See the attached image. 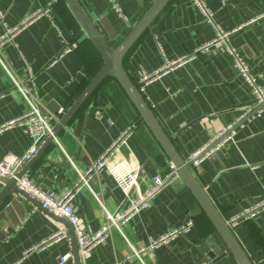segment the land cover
<instances>
[{"label":"crops","instance_id":"crops-1","mask_svg":"<svg viewBox=\"0 0 264 264\" xmlns=\"http://www.w3.org/2000/svg\"><path fill=\"white\" fill-rule=\"evenodd\" d=\"M79 1L108 43L116 47L155 0H118L129 23L107 0ZM204 2L212 13L211 21L191 0H170L123 61L124 70L137 86L141 73L153 74L165 61L184 59L160 71L143 96L185 161L256 104L225 48L197 52L199 49L212 43L219 32L228 34L226 47L243 57L250 74L264 89V19L260 18L264 0ZM0 14V39L7 30H15L0 46L2 159L23 157L33 144L32 137L15 124L30 106L13 79L29 88L31 75L32 99L45 114L57 115L64 110L61 119L103 60L62 0H0ZM67 48L71 50L66 52ZM52 105L59 107L56 113L51 111ZM86 113L78 138L77 123ZM128 128L127 145L109 163L126 160L139 165L144 191L154 176L166 175L173 163L113 78L106 79L92 94L26 174L42 190L60 196ZM192 171L226 223L263 203L264 111L235 126L221 148ZM74 205L85 229L94 234L108 225L109 216L123 211L127 202L114 178L104 170L92 177ZM188 221H193V226L187 232L160 241L180 231ZM231 229L252 264H264V209ZM59 230H66L68 237L41 245ZM213 236L217 237L211 221L179 176L129 217L120 230L111 228L104 242L88 256H80L81 264H207L201 248ZM155 242L158 245L153 247ZM68 254L71 258L65 264H75L65 225L31 200L12 193L0 207V264H59ZM209 264L238 262L228 252Z\"/></svg>","mask_w":264,"mask_h":264},{"label":"built area","instance_id":"built-area-1","mask_svg":"<svg viewBox=\"0 0 264 264\" xmlns=\"http://www.w3.org/2000/svg\"><path fill=\"white\" fill-rule=\"evenodd\" d=\"M107 1L110 8L125 22L129 23L128 18L122 12L119 1ZM191 1L208 21L212 20V13L206 6L204 0ZM44 13H48V9L44 11ZM260 18L264 19V15ZM14 31L15 30L6 31V33L0 39V46H2L9 38H12ZM227 37L228 34L219 32L212 43L204 48L199 49L197 52H204V50H208L213 47L225 48L229 54L233 56L235 66L239 71V74L251 88L256 104L253 108H247L243 115H241V117H239L233 125L223 128L214 137V139L210 141V143L194 151L187 159V163L190 165L191 169L198 167L204 159L218 151L223 145L224 139L229 136L230 131H232L235 126L238 127L242 125L245 121L254 116H260V114L264 111V89H262V87L256 83V79L250 74L249 67L244 61L243 57L236 51L226 47L225 40ZM70 50V48H67L66 52H69ZM183 60L184 59H179L175 62L165 61V64L160 71H166L176 63H181ZM29 70L30 68L27 66V71L29 72ZM160 71H157L153 74L141 73L140 77L137 79V89L142 95L145 92L146 86L155 76L159 74ZM13 80L16 89L23 95V97H25L30 106L29 111L23 115V117L16 120L15 124L23 128L25 132L32 137L33 144L23 157L7 156L2 159L0 158V177L15 178L18 182L19 188L25 194L40 203V205H42L52 215L66 219L75 230L79 254L81 257L88 256L97 245L104 242L107 239L111 228L114 227L120 230V227L129 217L146 207L150 198L157 194L166 184L179 177L176 167L172 164L170 165L169 172L166 175L154 176L152 178L151 184L144 191H142L140 188L141 168L139 165L126 160L111 165L109 163V159L119 153L120 150L127 145L126 141L131 132L130 128H128L119 137V139H117L104 152V154L87 169L84 174L80 175L78 181L73 186L66 189V191H64L60 196H54L51 192L42 190L33 182L32 177L28 174H25L21 178L17 179L16 174L20 171L22 166L36 153L38 147L45 140V138L51 134L54 123L59 121L64 110L61 109L58 111L57 115H49L42 112L41 107L38 105L35 99H32V97L35 95V91L32 87L34 80L31 75L28 80V84L31 85L29 88L23 87L20 83L16 82L15 79ZM104 170H106L114 178L117 186L124 193L127 207L123 211H117L115 214L109 216L108 225L104 226L99 232L91 234L83 226L81 216L79 215L78 209L74 205V201L83 188L89 186V181L92 179V177L96 173L102 172ZM261 209H264V202L255 205L252 209L239 216L233 217L228 222V224L232 228L239 224L242 220H247L254 217ZM192 226L193 221H188L180 231H174L163 237L160 241L171 240L175 235L187 232ZM67 237L68 234L66 230H59L51 235L48 239L43 241L41 245L57 242ZM156 245H158V243L155 242L153 247ZM70 258L71 254L61 257L59 264H65L70 260Z\"/></svg>","mask_w":264,"mask_h":264},{"label":"water","instance_id":"water-1","mask_svg":"<svg viewBox=\"0 0 264 264\" xmlns=\"http://www.w3.org/2000/svg\"><path fill=\"white\" fill-rule=\"evenodd\" d=\"M62 1L66 4L73 17L79 23L87 39L101 56L103 64L95 76L89 81L83 92L78 96L74 103L64 113L60 121L52 129L51 134L48 135L41 143L36 153L22 166L20 171L16 174V178L19 179L28 172L35 160L48 148L54 139L57 138L59 133L69 125L76 113L83 108L86 101L92 96V94L106 79L113 78L117 81V83H119L135 109L138 111L141 120H143L149 127L166 155L176 167L179 176L186 183L202 210L211 221L217 237H210L201 248L203 253L206 255L207 264L226 256L228 252L236 259L238 264H252L250 258L233 234L231 227L222 218L219 211L206 194L204 188L195 177L190 165L178 154L171 139L162 129L144 96L137 89V86L133 82V78L126 73L123 67V61L127 53L149 29L153 21L163 11L170 0H155L147 12L131 28L125 38L116 47H112L108 43L79 0ZM50 109L53 113H56L59 110V107L52 105ZM87 115L88 113H86L83 121H79L77 123L75 136L78 138L81 136V132H83ZM0 186L3 187L0 191V207L8 200L10 195L14 193L31 200L38 206L39 209L43 210L45 213L58 221H61V223L68 229L70 235L74 262L75 264H81L75 230L66 219L52 215L42 205H40V203L25 194L19 188L18 182L15 178L0 177Z\"/></svg>","mask_w":264,"mask_h":264}]
</instances>
